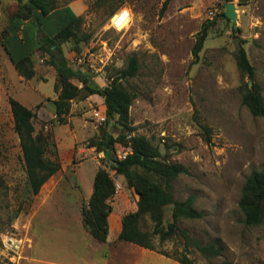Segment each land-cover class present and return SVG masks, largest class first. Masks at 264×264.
I'll list each match as a JSON object with an SVG mask.
<instances>
[{"label":"rangeland","instance_id":"rangeland-1","mask_svg":"<svg viewBox=\"0 0 264 264\" xmlns=\"http://www.w3.org/2000/svg\"><path fill=\"white\" fill-rule=\"evenodd\" d=\"M0 2V264H176L158 252L172 256L187 252L193 264H264V223L246 226L239 207L246 179L264 169V117H254L243 105L241 86L248 79H243L235 60L237 49L243 47L264 99V0L233 1L238 32L223 17L224 0H173L164 15L160 12L165 0H58L60 6L72 5L81 18L78 37L90 36L79 45L78 55L74 43L63 45L73 69L89 71L96 85L106 87L130 56L139 58L138 76L127 83L137 93L130 109L135 134L148 137L172 162L189 170L175 182V199L194 196L204 217L182 220L179 226L201 245L214 243L222 252L208 258L192 243L188 246L174 237L163 245L156 239L158 252L146 255L127 243L121 260L112 262V257L109 263L83 227L82 209L89 202L98 169L109 166L93 140H101L103 131L114 139L124 131L99 122L106 107L95 96L74 101L67 123H58L54 105L47 101L57 98V72L52 66L44 68L50 56L39 51L41 35H55L57 21L40 20L42 34L37 22L30 23L25 39L16 34L7 43L12 55L34 53L43 66L37 77L27 81L19 78L3 46L16 2ZM204 29L207 38L196 59L193 50ZM10 97L34 110L36 130L52 132L58 146L61 170L36 197L22 195L26 173ZM130 152L125 144H115L118 160ZM110 174L121 186L112 213L135 212L138 196L115 172ZM170 220L171 207L166 210V223ZM144 226L152 229L151 222Z\"/></svg>","mask_w":264,"mask_h":264},{"label":"trees","instance_id":"trees-1","mask_svg":"<svg viewBox=\"0 0 264 264\" xmlns=\"http://www.w3.org/2000/svg\"><path fill=\"white\" fill-rule=\"evenodd\" d=\"M17 10L8 26L9 38L4 41V48L10 57L17 73L30 81L37 75L35 54L30 53L20 59H14L7 43L13 35L28 21L54 17L58 24V32L47 37L39 50L50 56L48 64L57 72L58 81L54 85L57 99L52 102L55 117L59 124H66L70 116L74 101H85L90 97H100L105 103L107 116L106 124H114L124 131L116 139L107 131H103L101 140H93L97 152L112 153V165L100 167L95 174L93 192L89 202L82 209L83 227L89 235L100 244L107 243L109 234V216L113 212L112 201L117 194L116 182L110 170L121 177L129 190L138 196L137 210L121 217L122 231L118 241L131 243L141 248L158 252L155 240L163 245L174 237H180L186 244L194 246L203 256L212 258L221 256V249L217 244L201 245L189 237L180 228L182 220H198L204 217L195 207V197L189 196L183 201L175 199L174 185L181 175H188L189 170L182 164L172 162L170 156L163 154L154 142L144 135L135 134L132 126L130 109L137 98V93L127 83L138 76L140 60L132 55L127 59L124 69L119 70L106 87L98 86L93 81L90 72H82L71 67L65 56L63 45L74 43L73 52L81 53L79 45L89 41L90 36L78 37L81 18L73 13L68 5L60 6L58 0H14ZM173 0H165L161 8V15L168 10ZM227 3L234 0H224ZM119 11V10H118ZM115 12L112 18L118 13ZM229 20V19H228ZM207 30L204 29L198 37L193 55L196 59L204 48ZM8 41V42H6ZM238 70L243 79L241 86L242 103L254 117H264L263 89L256 82V69L251 64L247 52L239 47L235 53ZM77 80L80 85H77ZM252 82V86H250ZM15 133L17 134L22 152V164L26 173V184L23 197H36L43 186L61 170L58 146L52 132L37 131L34 110L26 107L13 97L9 98ZM41 107V104L37 106ZM206 132L208 130L204 128ZM123 143L131 152L122 160L115 157V144ZM105 160V159H104ZM171 207V220L166 223V210ZM239 207L248 227H258L264 223V169L253 171L242 189ZM21 209L17 210V218ZM151 222L152 229L146 230L145 224ZM144 224V225H143ZM159 254L172 259L179 264H193L187 255L172 256L166 252Z\"/></svg>","mask_w":264,"mask_h":264},{"label":"crops","instance_id":"crops-1","mask_svg":"<svg viewBox=\"0 0 264 264\" xmlns=\"http://www.w3.org/2000/svg\"><path fill=\"white\" fill-rule=\"evenodd\" d=\"M71 9H73V11H75L76 12V10H75V8L72 6V5H68ZM77 13V12H76ZM40 20H42V18L40 19ZM37 22V21H36ZM35 21H28V22H25V24L22 26V28H21V30L17 33V36L19 37V38H21V39H25L26 38V34H25V31H26V29H27V25H29L30 23H36ZM36 25H37V28H38V33H40V34H42V26H41V24L39 23V22H37L36 23ZM22 35V36H21ZM42 37H43V40H45L47 37H49V36H44L43 34L41 35ZM40 37V36H39ZM6 42H8V41H6ZM40 51V50H39ZM11 53H12V51H11ZM35 56H36V54H35ZM12 57L14 58V59H20V58H22V57H24L23 55H22V53H20V52H18V51H15V56L14 55H12ZM40 62H41V60H40ZM11 64H12V62H11ZM13 67H14V65H13ZM41 67H43L42 65H40V63H38V61H36V71H37V75H36V77L38 76V74H39V71H38V69L39 68H41ZM15 68V67H14ZM45 69H51V66L49 65L48 67H44ZM48 70V71H49ZM19 78H21V79H24L23 77H21L20 75H19ZM57 93H56V97H57ZM94 97V96H93ZM90 98H92V97H90ZM57 99V98H56ZM122 179V178H121ZM51 181V180H50ZM49 181V182H50ZM122 181H124L123 179H122ZM93 183H94V179H93ZM47 184V183H46ZM92 191H93V187H90V193L92 194ZM121 217H122V215L120 214V212L119 211H117V212H115L114 214L113 213H111V215L109 216V234H108V239H107V243H105V244H100V243H98L95 239V241H96V249H98V250H96L97 252H100V256L101 257H104V258H108V260L106 261V263H109L110 262V260L112 259V257H113V259L111 260L112 262H114V260H115V262H118L119 260H121V253H122V250L124 249V245H126L127 243H122V244H120V245H116L117 244V242H118V238H119V235H120V233H121V231H122V223H121ZM128 245V244H127ZM131 245H134V244H130V246L129 247H135L134 248V250L135 249H142L141 251H142V253H143V255H146L147 253H151V252H153V251H150V250H147V249H144V248H141V247H139V246H136V245H134V246H131ZM106 247H110V248H112L113 249V251L109 254V253H106ZM136 247H138V248H136ZM95 251V252H96ZM138 251H140V250H138ZM122 254H124V253H122ZM95 260H96V254H94V255H92V257H91V263H93V262H95ZM176 264H179L178 262H176Z\"/></svg>","mask_w":264,"mask_h":264},{"label":"water","instance_id":"water-1","mask_svg":"<svg viewBox=\"0 0 264 264\" xmlns=\"http://www.w3.org/2000/svg\"><path fill=\"white\" fill-rule=\"evenodd\" d=\"M223 17H226L233 23V28L236 32H238V26H237V20H238V13H237V8L236 5L233 2L227 3L225 5V14ZM238 46H239V41H236ZM252 82H250V86H252ZM104 157L106 159L107 164L112 165V153L111 151L107 150L104 152Z\"/></svg>","mask_w":264,"mask_h":264},{"label":"built area","instance_id":"built-area-1","mask_svg":"<svg viewBox=\"0 0 264 264\" xmlns=\"http://www.w3.org/2000/svg\"><path fill=\"white\" fill-rule=\"evenodd\" d=\"M0 8H1V2H0ZM106 121H107V116H106V112L104 110V113H100L99 122L100 123H105ZM120 188H121V186L119 184H116V190L118 191V190H120Z\"/></svg>","mask_w":264,"mask_h":264},{"label":"snow or ice","instance_id":"snow-or-ice-1","mask_svg":"<svg viewBox=\"0 0 264 264\" xmlns=\"http://www.w3.org/2000/svg\"><path fill=\"white\" fill-rule=\"evenodd\" d=\"M125 16L127 15V13L124 14Z\"/></svg>","mask_w":264,"mask_h":264}]
</instances>
